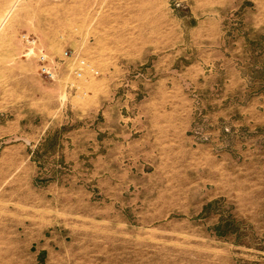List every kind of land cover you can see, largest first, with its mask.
<instances>
[{
    "label": "rangeland",
    "instance_id": "374dc122",
    "mask_svg": "<svg viewBox=\"0 0 264 264\" xmlns=\"http://www.w3.org/2000/svg\"><path fill=\"white\" fill-rule=\"evenodd\" d=\"M0 264H264V0H0Z\"/></svg>",
    "mask_w": 264,
    "mask_h": 264
},
{
    "label": "built area",
    "instance_id": "2783aa9c",
    "mask_svg": "<svg viewBox=\"0 0 264 264\" xmlns=\"http://www.w3.org/2000/svg\"><path fill=\"white\" fill-rule=\"evenodd\" d=\"M20 41L25 48L24 56L27 59H32L36 64L37 72L50 81L56 80L59 64L69 62L72 66V75L75 78H81L85 70L94 71L84 59L73 56L71 53L65 52L62 59L52 57L33 36L21 34Z\"/></svg>",
    "mask_w": 264,
    "mask_h": 264
},
{
    "label": "crops",
    "instance_id": "0c3cea01",
    "mask_svg": "<svg viewBox=\"0 0 264 264\" xmlns=\"http://www.w3.org/2000/svg\"><path fill=\"white\" fill-rule=\"evenodd\" d=\"M41 101L42 102L40 103L38 108L40 110L41 115L43 116L45 112L49 113L48 110H47V107H48L47 103L53 101V95L52 94H47L45 96V91H44L43 95H41Z\"/></svg>",
    "mask_w": 264,
    "mask_h": 264
}]
</instances>
